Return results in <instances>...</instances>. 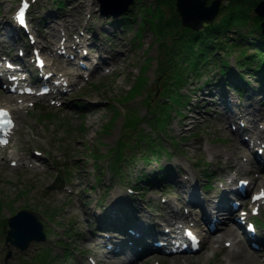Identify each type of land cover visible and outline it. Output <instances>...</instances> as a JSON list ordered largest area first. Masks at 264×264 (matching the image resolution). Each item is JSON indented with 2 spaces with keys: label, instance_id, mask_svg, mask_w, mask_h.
<instances>
[{
  "label": "rangeland",
  "instance_id": "obj_1",
  "mask_svg": "<svg viewBox=\"0 0 264 264\" xmlns=\"http://www.w3.org/2000/svg\"><path fill=\"white\" fill-rule=\"evenodd\" d=\"M58 1L38 0L32 7L30 19L34 28L39 29L38 34L49 42H56L63 32L60 23L65 18L67 22L64 25L71 39L81 32L90 34L92 38L88 42L91 46L88 45L87 49H95L93 51L97 54H103L100 46L117 43L120 50L113 49L112 53L120 58L115 71L109 75L97 74L86 82L81 77V83L74 92L64 96L62 105L52 104L50 96L31 97L28 105L20 108V122L12 142L0 151L4 156L0 163V264H41L37 259L40 254L50 264H82L81 261L88 264L87 257L98 249L87 240V234L95 229L93 221L98 219L101 210L108 209L110 200L119 189L125 198L131 200L127 207L129 210L134 209L131 207L133 203L139 208H135L134 213L137 211L139 215L144 213L150 217L161 213L162 201L176 195L179 185L176 180L183 183L189 167L198 174L199 184L205 186L207 178H210L209 184L213 189L214 186L220 187L227 170L224 167L226 156L224 151L213 155L208 148L229 147L238 150L235 155L245 147H239L230 133L231 121L234 120L223 122L215 110L228 116L240 107L252 109L258 115L263 114L262 118H256V123L264 128V96L258 92L260 88L256 78L246 72L245 80L239 81L236 74L240 50L236 47L219 53L216 58L218 49L203 42L202 36L194 41L198 33L185 30L174 3L170 5L171 0H159L156 9L157 0H135L126 12L132 14L127 21L122 19L125 13L118 18H107L104 24L101 21L105 18L100 14L97 0H87L92 5L93 15L90 17L92 12L83 10L82 18L81 8L70 9L71 0H63L62 10L56 7ZM244 1L249 8H254L252 0ZM226 2L224 0L223 3ZM18 3L19 0H0V39L12 45L9 51L13 57L18 56V48L25 35L22 30H13L16 26L13 14ZM250 14L255 15L253 10ZM218 18L219 14L215 20ZM233 27L227 31L229 38L237 35V27ZM246 29L241 30L246 32ZM13 33L20 38L18 47L15 46V37H11ZM249 38L255 41L253 37ZM230 41L222 39L223 44ZM216 46L220 47L221 43ZM221 58L229 61L231 74L222 73ZM256 60L258 65L264 64V52H258ZM199 71L202 73L197 75H201V79L193 75ZM240 84L246 85V91H238ZM180 85L184 100L182 106L178 105V92L171 91ZM220 87L226 90L224 96ZM198 88L216 93L213 99L219 100L221 96L229 100L231 108L227 110L223 103L213 106L210 98L202 99ZM194 91L197 93L193 94ZM160 92L171 102L162 103ZM5 97L6 93L0 89V100ZM31 102L35 103L29 105ZM10 104L18 108L16 104ZM195 104L197 108L193 106ZM149 112L153 118H146ZM195 112H199L202 118L188 122L186 115ZM133 119L137 122L141 119L139 125L125 126V122ZM182 121H185L184 126L179 127L178 123ZM177 127L181 132L176 130ZM141 130L146 136H152L153 141L146 142L139 132ZM122 136L125 137L116 159H122L124 153L126 157L117 163L123 172L116 174L112 170L113 153ZM35 150L40 151L41 156H36ZM11 153L15 154L14 157L36 158L41 165L32 169L15 168L10 162ZM140 176L144 180H140ZM163 180L172 185L163 187ZM52 185L54 187L51 188ZM126 186L136 189L137 195H129ZM24 208L42 214L47 239L34 241L27 250L20 251L6 242V236L8 218ZM256 219L263 235L264 205ZM8 251L12 253L7 258ZM227 251L224 247L214 252L205 249L193 256L165 260L155 258L142 264H228ZM253 264H264V253L255 255Z\"/></svg>",
  "mask_w": 264,
  "mask_h": 264
},
{
  "label": "bare ground",
  "instance_id": "obj_2",
  "mask_svg": "<svg viewBox=\"0 0 264 264\" xmlns=\"http://www.w3.org/2000/svg\"><path fill=\"white\" fill-rule=\"evenodd\" d=\"M78 2V4L81 6V9L82 10H91V5L86 3L85 1H79V0H76V3ZM75 5V4H74ZM83 40V39H82ZM117 47V46H116ZM115 47V48H116ZM51 51V50H50ZM53 52V51H51ZM53 55V53H52ZM48 60V71L52 70V65H53V61H52V57H49V59L47 58ZM96 64H94V68L96 69ZM47 71V72H48ZM70 72H62V74H69ZM198 91H201V88H198L197 89ZM16 96L14 95H11V96H8L7 98H2L1 100H5L7 102H11V101H14V100H18L20 98H22V96ZM207 96L205 95V91L202 92V99H206ZM1 103V102H0ZM1 106H4L2 103L0 104ZM195 108H197V104L193 105ZM6 107V106H4ZM8 108V107H7ZM13 112H14V115L16 117H19V108L18 109H11ZM200 117L199 116V112H195V113H189L188 115H186V120L188 122H194L197 120V118ZM202 117H200L199 119H201ZM184 123L185 121H182V122H179L178 125L179 127L181 126H184ZM19 124V121H16V125ZM177 127L176 130H178L179 132H181V128ZM185 128H189V126H186ZM248 128H250V126H248ZM252 134L253 137L255 138H258V136H261L262 135V130H260L259 128L257 127H253V128H250L249 130ZM235 136V135H234ZM236 138V136H235ZM240 144L243 146V142L240 141ZM239 144V145H240ZM245 146V145H244ZM249 147V146H248ZM209 152L213 155H218L219 152H223L224 151V154L226 155V158H227V167H232V166H236V168H238V170L240 171H243L245 173H250L251 172V169L252 167L249 165L250 164V158H251V155L249 152L252 153V150L249 151L250 149H244L242 150L241 153H237L234 155V153H236V149H231L229 147H225V149L221 148V149H218V148H213V147H209ZM15 154H12L11 155V159L10 161H13V160H16L18 159L19 160V165H24V164H27L28 161L26 160L27 157H24V156H20V157H14ZM246 157H248V159H246ZM1 160V158H0ZM231 163V164H230ZM191 174V179L189 180L190 181H193L195 178H196V175L193 174L192 172H190ZM230 179H228L229 181L225 184H223V187L227 188V189H232V181H234V177L233 175L229 177ZM248 179H250L251 183L254 185V186H257L256 188L259 190L260 188L264 187V177L262 176L260 178V180L256 177V176H252V177H248ZM177 182H180V180H178ZM182 186H185L186 184H180ZM253 186V188H254ZM187 187H192L191 189L187 190L188 191V195H189V199L188 200H185L183 198H180V201L179 203L173 205V201L172 200H169L167 202V204L165 205L168 210H169V214L171 216H177L179 219H181L184 215L183 214H178L179 210H180V207L182 205H184V203H193V204H201V206L203 207V209L205 211H208V212H211L212 214L215 212L216 209L218 210H221L222 208V205L219 204L217 202V200H214L212 197H204L202 192H200L195 186L193 185H189ZM120 191V196H125V194H123V192L121 190ZM110 206L109 208L111 209L110 210V213L111 215L109 216L111 219H113L114 222H121V223H127V219H128V213L127 212H123L122 214L118 215L115 210H116V206H118V197H114L113 200H110ZM115 207V208H114ZM141 209H144V207H142ZM194 211H197L194 210ZM144 217H142V219L138 220V228L139 229H143L145 228V226L149 223V221H153L155 220L156 222L160 223V224H163V223H171L170 219L168 218H165L164 219L159 215V214H154L153 217H149V216H145L144 213H141ZM193 215V214H192ZM214 218L216 220H223L225 221V227H224V230L222 232V235L221 236H218V237H215V238H211V237H203V241L204 243L207 244V246H209L208 250H211V251H215L217 248V245L216 243H222V242H225V241H230L231 240V243H230V248L228 249L227 253H226V261L228 264H253L255 262V255L250 251L248 250L247 248V245L246 243L241 239V238H238V235L235 233V230L233 228V226H227V220L223 217L220 216V212L218 213H214ZM149 220V221H148ZM181 222V221H180ZM105 223V222H104ZM123 245H126L125 243ZM221 246V245H220ZM118 252L120 253H124L125 252V256L122 255L120 257V259L117 261V262H109L107 260V258L105 257V255L103 254H100L98 256V262L102 263V264H133V262H131V260L133 259L132 257L134 255H138L139 252H136V250L132 249L131 248V252L130 251H127L126 252V249H121V248H118L117 249ZM140 255V254H139ZM208 254L206 255L207 259H208ZM175 257H179V256H172V258H175ZM100 260V261H99ZM174 262L176 261V259H172ZM234 262V263H233ZM138 263V262H137Z\"/></svg>",
  "mask_w": 264,
  "mask_h": 264
},
{
  "label": "water",
  "instance_id": "obj_3",
  "mask_svg": "<svg viewBox=\"0 0 264 264\" xmlns=\"http://www.w3.org/2000/svg\"><path fill=\"white\" fill-rule=\"evenodd\" d=\"M102 12L105 15L113 14L115 17L123 14L134 0H99ZM176 0L177 11L180 13L185 26L200 30L205 22L212 23L220 10L222 0ZM256 13L264 17V0L258 2ZM264 33V20L261 23ZM41 214L28 209L19 211L10 218L11 229L8 231L7 240L21 250L28 248L33 240H45L46 235L41 223ZM11 255L9 252L8 256Z\"/></svg>",
  "mask_w": 264,
  "mask_h": 264
},
{
  "label": "trees",
  "instance_id": "obj_4",
  "mask_svg": "<svg viewBox=\"0 0 264 264\" xmlns=\"http://www.w3.org/2000/svg\"><path fill=\"white\" fill-rule=\"evenodd\" d=\"M255 3L256 0H252L253 7ZM222 10L224 16L213 25H208L204 31L202 30L197 32L198 35L194 38V41L200 39L202 36L203 42H205L211 48L214 47V49H225L227 45L223 44L222 39L230 41L231 38L225 35L228 33L227 31L230 29V26L237 27L236 32L239 33V36L237 39H235L236 37L231 39V41H236V43L233 42L231 44V47H238L241 50L242 58H245V60L242 61V65L247 67L248 70L255 74L261 86H264V64L258 65L256 60L258 52H264V36L259 33V24L261 19L256 15L252 16L250 14L252 8H249V6L245 4L244 0H228L227 4L222 7ZM242 28H247V31L244 32L241 30ZM250 36L253 37L255 41L250 40ZM217 39L220 40L217 41ZM220 43V47L216 46V44L220 45ZM249 49H252L253 52H249ZM228 65V63L225 65L226 73L229 72ZM179 102L181 103V99H179ZM166 113L169 114L168 112ZM132 123L138 122L134 119L132 122L131 120L128 121V125ZM43 257L44 256L39 255L37 258L41 261V264Z\"/></svg>",
  "mask_w": 264,
  "mask_h": 264
},
{
  "label": "snow or ice",
  "instance_id": "obj_5",
  "mask_svg": "<svg viewBox=\"0 0 264 264\" xmlns=\"http://www.w3.org/2000/svg\"><path fill=\"white\" fill-rule=\"evenodd\" d=\"M19 17L21 19V21L23 22V18H24V12L23 10L20 11L19 13ZM8 113L4 110H0V117H4V116H7ZM12 121L10 119H7V120H0V124H11ZM2 142H7V141H2Z\"/></svg>",
  "mask_w": 264,
  "mask_h": 264
}]
</instances>
